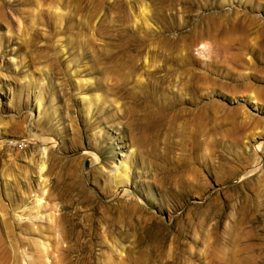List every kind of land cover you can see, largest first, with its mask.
Segmentation results:
<instances>
[{"label": "rangeland", "instance_id": "374dc122", "mask_svg": "<svg viewBox=\"0 0 264 264\" xmlns=\"http://www.w3.org/2000/svg\"><path fill=\"white\" fill-rule=\"evenodd\" d=\"M0 264H264V0H0Z\"/></svg>", "mask_w": 264, "mask_h": 264}, {"label": "bare ground", "instance_id": "6f19581e", "mask_svg": "<svg viewBox=\"0 0 264 264\" xmlns=\"http://www.w3.org/2000/svg\"><path fill=\"white\" fill-rule=\"evenodd\" d=\"M46 143H47V142H46ZM49 144H51V142H49ZM49 144H48V145H49ZM45 147H46V146H45ZM49 149H50V148H49ZM46 152H47V150H46ZM95 159H96V161H98V158L95 157ZM124 169H125V170L128 169L126 165H124ZM117 172H119V176H120L121 173H125V171H123L120 167L117 169Z\"/></svg>", "mask_w": 264, "mask_h": 264}]
</instances>
